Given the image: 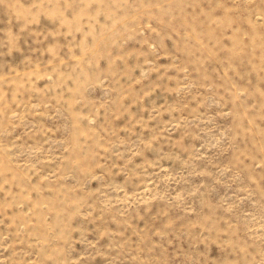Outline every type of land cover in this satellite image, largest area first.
Instances as JSON below:
<instances>
[{
    "label": "rangeland",
    "instance_id": "obj_1",
    "mask_svg": "<svg viewBox=\"0 0 264 264\" xmlns=\"http://www.w3.org/2000/svg\"><path fill=\"white\" fill-rule=\"evenodd\" d=\"M0 264H264V0H0Z\"/></svg>",
    "mask_w": 264,
    "mask_h": 264
}]
</instances>
